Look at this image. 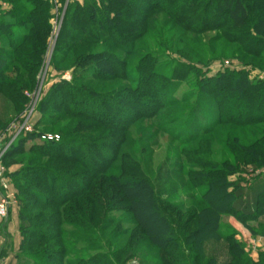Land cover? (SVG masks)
<instances>
[{
    "label": "trees",
    "instance_id": "1",
    "mask_svg": "<svg viewBox=\"0 0 264 264\" xmlns=\"http://www.w3.org/2000/svg\"><path fill=\"white\" fill-rule=\"evenodd\" d=\"M1 2L8 8H0V97L22 112L27 103L22 93L35 87L47 49L54 5L52 0ZM65 2L58 0V4ZM156 13L195 36L215 33L208 42L234 46L232 54L241 67L207 76L194 65L178 63L168 79L156 71L157 59L148 54L135 65L134 87L107 93L90 89L86 85L90 80L129 81L126 58L136 51ZM51 62L57 81L43 94L37 112L42 119L58 121L64 115L77 123L65 127L57 135L59 140L42 141L28 150L38 164L30 161L19 173L28 180L20 191L27 197L19 201L55 211L20 214V258L32 264H63L70 250L62 226L94 234L101 213L109 211L131 224L126 230L131 245L146 241L154 248L158 264H264V253L256 262L251 260L232 227L223 224L224 216L234 217L253 235H264V223L248 226L264 215V191L253 213L234 206L244 176L264 168V79H251V72H264V0H69ZM63 64L71 70L70 81L61 79L67 72L58 68ZM190 73L198 77L199 91L186 121L187 143L220 126H263L259 135L248 143L238 138L223 143L232 162L204 158L200 154L210 151L197 148L165 158L153 178L126 154L118 160L124 140L117 134L167 108L168 81L183 80ZM2 122L0 117V132L6 127ZM41 135L39 131L23 135L14 145L21 148L14 152L21 153L26 141L40 140ZM109 151L110 157H102ZM190 187L203 189L200 197H191L190 206L168 201L178 188ZM67 205L70 210L64 209ZM27 216L41 223L32 228ZM121 226L118 223V230ZM209 243L219 245L218 253L207 254ZM113 258L118 264V258ZM75 264L109 263L96 255L78 257Z\"/></svg>",
    "mask_w": 264,
    "mask_h": 264
},
{
    "label": "rangeland",
    "instance_id": "2",
    "mask_svg": "<svg viewBox=\"0 0 264 264\" xmlns=\"http://www.w3.org/2000/svg\"><path fill=\"white\" fill-rule=\"evenodd\" d=\"M52 1L54 5L51 12L53 18L51 19V34L47 49L38 75L36 76L35 87L31 90H25L22 93L27 99V103L22 112L15 110L8 102V99L0 97V117L3 121L2 126L6 125L4 131L0 132V181L6 183L8 186L7 191L11 196V205H9L8 215L6 219L0 220V264H32L33 262L31 260L19 257V247L22 242L19 229L20 214L27 211L31 213H35V211H55L54 208H47L42 205H34L32 207V205L28 206L20 203L19 199L22 196L27 197L26 194L22 195L20 193L21 185L22 183H28V180L21 177L19 173L30 161L33 165L38 164L37 160L28 153V150L34 145L41 144L42 140L26 141L22 145L23 151L17 154L14 152V149L20 146L14 147V145H17L18 139L23 137V135L31 133L20 132L16 135L17 129L9 130V128L12 124L19 126V124L23 122L26 113L33 107L34 113L30 119L33 131H39L42 135H58L70 123H77L76 120H71L70 117H63L64 115H62V117L60 116V120L57 116L58 121L53 118L42 119L37 112L39 101L43 94H45L49 87L57 81L56 77L58 73L53 70L51 58L53 56L63 14L69 2V0H66L63 5V3L58 4V0ZM75 1L82 3L83 0ZM2 4L6 3L1 2L0 8L4 7ZM7 8L8 7H6V9ZM149 22V26H147L148 31L142 39L138 41L136 51H134L132 56L126 58L129 81L112 80L109 82H99L90 80L86 82V85H88L90 89L98 93H107L126 85L134 87L133 81L136 77L134 71L135 65L141 57L143 58L148 54H151L157 59L156 71L168 79L172 77V71L178 63L194 65L202 72H207V76H215L223 69L238 70L241 67L236 57L232 54L234 46H224L219 43L210 44L208 42L210 38L215 36L213 32L195 36L192 33L183 31L181 28L175 27L162 13L154 14ZM117 55L121 56V53L117 52ZM58 68L67 71L63 73L61 79L70 81L71 70H68V64H63ZM263 74L264 72L253 71L251 72V79H263L261 77ZM85 80H88V78H85ZM168 82L165 96L169 102L168 107L160 110L158 114L151 118L140 119L123 135L117 134L121 135L118 137L124 140L121 146V153L118 154V160H120L121 155L126 154L133 160L138 161L143 171H145L149 177L153 178L157 167L165 158H173L184 151L193 152L196 151L197 148L210 151L209 154H200L205 156L204 158H210L220 162L225 160L232 162L233 159L229 155L228 150L223 146V143L231 138H238L240 141L248 143L259 135L260 129L263 126L253 128L220 126L211 134H207L200 137L198 140L187 143L189 133L186 129V121L197 99V93L199 91L198 77L190 73L186 75L183 80L172 79ZM13 97L12 99H15V95ZM140 113L142 114L143 112ZM85 123L91 124L90 122ZM12 150L13 152L10 154ZM111 154L110 151L107 153L103 152L102 157L105 156V158H107L110 157ZM113 166L116 167L113 173L117 174L119 162L113 164ZM78 171H81V168H78ZM249 171L250 173L248 174H252V170ZM178 191L176 196L168 199V201H171L174 205H181V203H186L185 205H187L188 203L187 206H190V203H192V201H190L191 197L194 196V199H196L203 193V189L196 190L191 187L187 190L178 188ZM236 204L235 202V205ZM66 208L69 210L71 209L70 205L65 206L64 209ZM97 210L99 212L101 211L99 208H97ZM185 217L186 216H183V219ZM24 218L32 228L41 223L40 221H32V217L30 216ZM232 218H230V216H224L223 224L231 226L230 221L235 219L234 217ZM118 223L122 225L120 230L117 228ZM130 226L131 224L124 220L123 215L121 216L109 211H103L101 213L98 221L95 223L94 234H87L75 226H62L64 230L63 237L70 250L69 254L66 253L63 258V264H75L78 257L85 260L96 255L104 256L105 261L109 264H114L113 256L118 258V264H158L159 254L146 241L138 243L137 245L130 244V232L126 231L130 229ZM232 229L236 233L235 228ZM238 230L243 232L241 226H238ZM240 239L244 246H246L241 236ZM209 245L210 248H207L208 255H213V251L214 253H218L217 251L220 248L219 245L214 246V250L213 245L210 243ZM220 246L223 248V243ZM245 249H247L248 252L250 250L249 247ZM217 255L220 257V254ZM225 257L226 254L222 252V262ZM44 264H49V262Z\"/></svg>",
    "mask_w": 264,
    "mask_h": 264
},
{
    "label": "crops",
    "instance_id": "3",
    "mask_svg": "<svg viewBox=\"0 0 264 264\" xmlns=\"http://www.w3.org/2000/svg\"><path fill=\"white\" fill-rule=\"evenodd\" d=\"M2 5L4 6L3 9H6L7 5ZM261 77L264 79V74ZM248 173H250V171ZM244 177L246 178V182L241 183L239 198L235 201L237 204L235 205L234 203V206L236 209L250 214L255 211L258 196L264 191V168L252 171V174H246ZM258 222L264 223V215H262L257 222H249L248 226L255 228L257 227ZM230 225L232 228H235V239L243 243L240 236L243 238V241L246 243L245 248H250L249 252L245 249L248 256L251 260L256 262L259 259V255L264 253V235H253L247 227L238 222L236 219L231 220ZM238 226L243 228V232L238 230Z\"/></svg>",
    "mask_w": 264,
    "mask_h": 264
},
{
    "label": "built area",
    "instance_id": "4",
    "mask_svg": "<svg viewBox=\"0 0 264 264\" xmlns=\"http://www.w3.org/2000/svg\"><path fill=\"white\" fill-rule=\"evenodd\" d=\"M34 113V107L30 108L29 111L26 113L25 118L23 120V122L21 124L16 125V124H12L10 129H17L16 131V135H18L20 132H24V133H32L33 131V126L31 124V117L33 116ZM16 137V136H15ZM40 139L42 141H57L59 140V136L57 135H50V134H43L41 135ZM7 185L4 182L0 181V220H4L6 219L7 215H8V209H9V205H11V196L8 193V189H7Z\"/></svg>",
    "mask_w": 264,
    "mask_h": 264
}]
</instances>
